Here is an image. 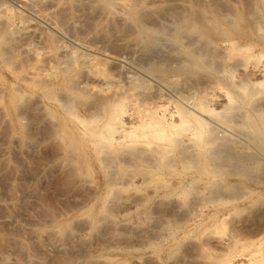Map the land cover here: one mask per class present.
I'll return each mask as SVG.
<instances>
[{"label":"bare ground","instance_id":"obj_1","mask_svg":"<svg viewBox=\"0 0 264 264\" xmlns=\"http://www.w3.org/2000/svg\"><path fill=\"white\" fill-rule=\"evenodd\" d=\"M11 1L30 12L28 16L0 6V69L11 74L19 71L14 78L17 86L0 83V91L13 111L26 99L33 102L44 129L38 146L62 151L70 159L73 178L86 184L93 199L78 217L88 231L113 225L108 206L126 208L130 215L157 194L192 197L201 187L203 198L191 201L179 223L164 226L157 240L146 247L158 259L157 264H165L196 232L210 234L223 228L225 214L234 203L244 205L239 214L260 216V203L245 205L259 188L241 185L232 192L233 187L230 191L227 185L231 176L253 183L259 156L264 157V0H253L245 17L227 1L229 14L222 12L220 0H208L200 18L192 16L183 0L167 8L159 0H95L87 11L103 20L97 37L108 40L107 30L117 33L132 24L131 38L115 36L118 45L140 47L144 52L155 48L158 40L168 45L166 56L176 65L167 69L182 79L175 75L156 79L153 90L114 86L101 68L90 63L88 54L57 45L58 41L40 29L43 24L60 33L59 24L72 26L71 12L79 0H48V9L41 7L46 4L43 1L39 8L29 6V0ZM158 15L160 20L155 19ZM148 17L154 23H148ZM32 41L41 46L31 49L32 61L26 64L16 54L27 53ZM76 45L89 51L83 44ZM73 53L74 60L66 63L64 57ZM97 53L107 58L104 66L121 61L120 55ZM165 91L171 94V101L170 96L163 97ZM218 128L239 133L235 135L247 140L253 152L235 149L237 136L233 138L232 133L230 139L223 131L218 137ZM146 185L151 187L142 192L130 189ZM249 220L244 217L233 223L250 227L253 237L264 233V222ZM125 226L132 229L136 225L128 220ZM70 231L62 234L56 230L49 238L53 244L62 237L70 240L74 236ZM71 242L70 249H76ZM240 242L255 246L250 237L235 236H229L225 245L236 247ZM256 250L245 255L243 262L227 264H264L255 256Z\"/></svg>","mask_w":264,"mask_h":264},{"label":"rangeland","instance_id":"obj_2","mask_svg":"<svg viewBox=\"0 0 264 264\" xmlns=\"http://www.w3.org/2000/svg\"><path fill=\"white\" fill-rule=\"evenodd\" d=\"M41 1L46 3L48 0H29L28 5L38 7ZM106 1L114 2L118 0ZM159 1L163 8H167L169 6L174 7L180 0ZM226 1L232 4L231 6L244 17L253 8V0H220L219 5L222 4V12L228 14L230 12L225 5ZM93 2L95 3V0H79L71 12L75 19L73 25L59 24L58 30L60 33L43 24L40 29L58 41L57 45L65 46L75 53L84 51L88 54L87 58L90 63H94V67L101 68L104 75L110 78L112 84L118 88L127 89L137 85L140 89L141 87H147L149 90H153L156 79L167 80L174 75L175 78L182 79L181 76H177V74L168 70L175 67L176 62L166 56V51L169 48L163 40H158L155 48L148 49L145 52L140 47H123L117 44L115 41L117 35L124 38L132 37L135 30L132 24L119 28L117 33L107 30L111 37L108 40L97 37V32L103 27V20L98 18L96 14H89V11H87V8L93 5ZM183 2L195 18H200L203 10L206 11L205 9L208 8V0H183ZM0 6L20 11L29 16V9L18 2L0 0ZM41 7L49 8L48 3ZM160 18L161 15L155 17L156 20H160ZM155 19L147 18L148 23H154ZM77 43L83 44L89 48V51L83 50L76 45ZM39 46H41L39 42L32 41L27 53L21 54L19 52L16 56L29 64L31 63V54ZM96 49L105 51L108 55H120L121 61L115 65L104 66V60L107 58L99 55ZM74 56V53L67 54L64 57L65 62L71 63ZM160 71H163V74ZM18 72L11 74L0 69V83L3 86L9 83L17 86L14 78ZM95 84L96 82L93 83V85ZM169 91L172 92V90ZM28 93L26 91V95ZM164 94L168 97L171 95L165 91L163 92L164 98H167ZM171 98V96L170 100L167 98L168 101H171ZM214 103L210 101L209 104L215 110H219V105ZM39 118L31 100L26 99L13 111L8 108L5 95L0 91V264L158 263L156 256L150 252V248L147 249L146 247L157 240L164 226H175L179 223L182 213L186 211L185 209L191 206L194 200L196 202V198H203V189L201 187L196 188V191L192 194L194 199L191 195L178 197L157 194L130 215L126 208L108 206V213L114 217L113 225L106 228L101 225L97 229L88 231L85 228L86 226L83 225V221H79L80 217L78 216L79 211L92 202L93 196H89L90 193L88 188L85 189L87 187L85 183L73 178L69 157L60 150H50L51 147L45 144L38 146L44 139L43 124ZM218 129V137L223 135L219 134L223 131L226 135L227 133L228 136L230 135V139L237 136L233 139V143L236 144L233 145L235 149L253 152L254 147L242 136L235 135L237 132L234 134L235 131L233 130ZM220 130L221 132H219ZM237 139L240 141L239 143L236 142ZM261 156H259L258 166L256 165V169L252 173L253 183L247 184L241 178L231 176L227 185L229 190L233 187L232 192H234L235 187L238 190L241 185H248L255 190L259 188L257 195L248 200L245 205L251 203V205H259L260 203L258 213L260 218H251L252 216H247L245 212L239 214V207L242 208L244 205L234 203L232 205L233 209L225 214L226 225L223 228H217L210 234H204L202 231L196 232L195 237L184 241L165 264L243 262L245 255L254 253L256 249L257 254L255 256H257L259 262H264V256H262L264 252V233L253 237L249 233L252 230L249 229L250 227L242 224L235 226L233 223L242 220L244 217L250 218L249 221L251 222L255 220L253 223L264 222V199H262L264 198V157ZM149 187L151 186H136L130 189L131 191L142 192V190H148ZM261 204H263V207ZM178 206H183L181 211ZM129 210L130 212L133 211ZM235 212L238 214H235ZM128 220L136 226L132 229L126 227L125 224ZM66 229L72 230L70 232L74 234V239L66 240L62 237L60 241L53 244L49 238L51 232L57 230L63 234ZM87 233H89L88 236H86ZM229 236L250 237L255 246L245 245L243 242L237 243L236 247L227 246L225 242ZM65 240L69 243L73 240L71 245L76 243L77 248L70 249V244ZM58 244L61 246L60 249L57 246ZM79 245L82 246L79 247Z\"/></svg>","mask_w":264,"mask_h":264}]
</instances>
